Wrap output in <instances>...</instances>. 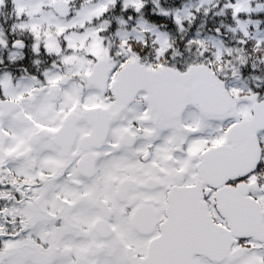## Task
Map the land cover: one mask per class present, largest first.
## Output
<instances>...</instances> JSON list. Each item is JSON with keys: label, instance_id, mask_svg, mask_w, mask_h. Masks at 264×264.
I'll use <instances>...</instances> for the list:
<instances>
[{"label": "snow or ice", "instance_id": "6c2138e0", "mask_svg": "<svg viewBox=\"0 0 264 264\" xmlns=\"http://www.w3.org/2000/svg\"><path fill=\"white\" fill-rule=\"evenodd\" d=\"M0 16V264H264V0Z\"/></svg>", "mask_w": 264, "mask_h": 264}, {"label": "flooded vegetation", "instance_id": "af4514ba", "mask_svg": "<svg viewBox=\"0 0 264 264\" xmlns=\"http://www.w3.org/2000/svg\"><path fill=\"white\" fill-rule=\"evenodd\" d=\"M0 19H3V16H0Z\"/></svg>", "mask_w": 264, "mask_h": 264}, {"label": "rangeland", "instance_id": "374dc122", "mask_svg": "<svg viewBox=\"0 0 264 264\" xmlns=\"http://www.w3.org/2000/svg\"><path fill=\"white\" fill-rule=\"evenodd\" d=\"M9 7H10V5H9Z\"/></svg>", "mask_w": 264, "mask_h": 264}]
</instances>
